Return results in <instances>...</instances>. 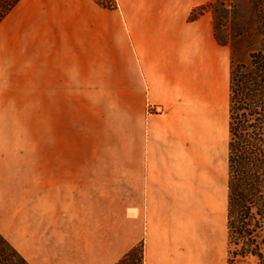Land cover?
<instances>
[{"label":"crops","instance_id":"obj_1","mask_svg":"<svg viewBox=\"0 0 264 264\" xmlns=\"http://www.w3.org/2000/svg\"><path fill=\"white\" fill-rule=\"evenodd\" d=\"M115 1L18 0L0 19V234L28 264H114L139 242L143 264H184L199 198L227 203L230 53L207 13L188 19L206 0ZM103 70L142 101L125 172L88 163Z\"/></svg>","mask_w":264,"mask_h":264},{"label":"rangeland","instance_id":"obj_2","mask_svg":"<svg viewBox=\"0 0 264 264\" xmlns=\"http://www.w3.org/2000/svg\"><path fill=\"white\" fill-rule=\"evenodd\" d=\"M193 9L194 19L204 12L210 16L214 39L229 50L230 68L232 63H247L252 52L264 47V0H206L190 10L189 20H193L189 18ZM103 71L100 84L87 86L88 163L98 157L104 164H108L109 158L114 156V171L125 172L128 142L137 140V120L142 112V101L127 100V86L112 85V70ZM114 89H117L116 95ZM221 167V173L226 177L225 160ZM213 168L216 172L217 166ZM210 177L213 178L212 175ZM206 199L209 203H206L205 198H199L198 252L195 255L193 247L192 256H180L182 263L257 264L254 256L237 257L233 262L230 261L227 252L226 196H223L221 215L218 210V198L210 195ZM196 215V212H191L192 241L195 238L193 226ZM204 228L205 236L202 234Z\"/></svg>","mask_w":264,"mask_h":264},{"label":"trees","instance_id":"obj_3","mask_svg":"<svg viewBox=\"0 0 264 264\" xmlns=\"http://www.w3.org/2000/svg\"><path fill=\"white\" fill-rule=\"evenodd\" d=\"M17 1L0 0V19ZM94 1L116 7L115 0ZM229 111L227 252L231 262L254 256L264 264V47L231 64ZM0 264H28L1 234ZM114 264H143L142 242Z\"/></svg>","mask_w":264,"mask_h":264}]
</instances>
